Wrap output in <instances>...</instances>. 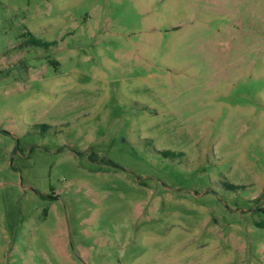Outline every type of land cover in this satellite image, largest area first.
<instances>
[{
	"label": "rangeland",
	"instance_id": "1",
	"mask_svg": "<svg viewBox=\"0 0 264 264\" xmlns=\"http://www.w3.org/2000/svg\"><path fill=\"white\" fill-rule=\"evenodd\" d=\"M0 264H264V0H0Z\"/></svg>",
	"mask_w": 264,
	"mask_h": 264
},
{
	"label": "trees",
	"instance_id": "2",
	"mask_svg": "<svg viewBox=\"0 0 264 264\" xmlns=\"http://www.w3.org/2000/svg\"><path fill=\"white\" fill-rule=\"evenodd\" d=\"M31 44H33L34 46H37V47H45V48H49L52 45L51 43L43 42V41L38 40L36 38H32ZM164 154H166V153H164Z\"/></svg>",
	"mask_w": 264,
	"mask_h": 264
}]
</instances>
